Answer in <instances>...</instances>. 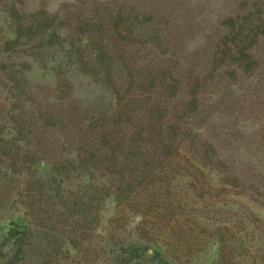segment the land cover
<instances>
[{"label":"rangeland","instance_id":"1","mask_svg":"<svg viewBox=\"0 0 264 264\" xmlns=\"http://www.w3.org/2000/svg\"><path fill=\"white\" fill-rule=\"evenodd\" d=\"M13 219L27 264H264V0H0V264Z\"/></svg>","mask_w":264,"mask_h":264},{"label":"trees","instance_id":"2","mask_svg":"<svg viewBox=\"0 0 264 264\" xmlns=\"http://www.w3.org/2000/svg\"><path fill=\"white\" fill-rule=\"evenodd\" d=\"M247 55L249 58L251 57L250 54ZM113 87V89L116 91V94L118 95L117 87ZM24 167V169L30 171L31 167ZM29 234L30 230L29 226L26 224V221L23 219H13L11 221L10 228L8 229L5 236L6 241L12 246V255L9 257L10 263L8 264H27L26 254L30 240L28 239ZM118 247V250H113L111 252V257L114 256L117 260L121 259L122 257L129 258L128 263L125 264H160L162 260H165L163 252L158 248H144V246L141 244L133 243L129 247L122 245Z\"/></svg>","mask_w":264,"mask_h":264}]
</instances>
